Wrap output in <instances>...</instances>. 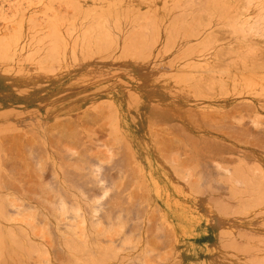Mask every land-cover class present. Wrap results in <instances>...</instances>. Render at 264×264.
Listing matches in <instances>:
<instances>
[{"label": "rangeland", "instance_id": "1", "mask_svg": "<svg viewBox=\"0 0 264 264\" xmlns=\"http://www.w3.org/2000/svg\"><path fill=\"white\" fill-rule=\"evenodd\" d=\"M263 7L0 0L1 264H194L201 201L264 202Z\"/></svg>", "mask_w": 264, "mask_h": 264}, {"label": "crops", "instance_id": "2", "mask_svg": "<svg viewBox=\"0 0 264 264\" xmlns=\"http://www.w3.org/2000/svg\"><path fill=\"white\" fill-rule=\"evenodd\" d=\"M256 201L215 213L201 201V224L181 232V237L187 239L185 254L195 249L194 264H210L211 250L216 247L219 255L225 257V264H264V202Z\"/></svg>", "mask_w": 264, "mask_h": 264}, {"label": "bare ground", "instance_id": "3", "mask_svg": "<svg viewBox=\"0 0 264 264\" xmlns=\"http://www.w3.org/2000/svg\"><path fill=\"white\" fill-rule=\"evenodd\" d=\"M247 1H248L249 4H251L252 1H258V2H260V4H262V6H263V3H264L262 0H261V1H262L263 3H261L260 0H247ZM246 3H247V2H246ZM212 5H213V4H212ZM263 9H264V7H263ZM109 14H110V13H109ZM113 14H114V13H113ZM85 16H86V15H85ZM85 16H84V17H85ZM102 16H103V15H102ZM110 16H111V15H110ZM175 16H176V15H175ZM190 16H191V15H190ZM98 17H99V14H98ZM91 18H92V17H91ZM101 18H102V17H101ZM114 18H115V17H114ZM172 18H173V17H172ZM92 19H94V18H92ZM107 19H108V18H107ZM115 19H116V18H115ZM174 19H175V18H174ZM183 19H184V18H183ZM185 19H186V18H185ZM190 19H191V18H190ZM254 19H255V18H254ZM188 20H189V19H188ZM92 21H94V20H92ZM113 21H114V20H113ZM190 22H191V21H190ZM114 24H115V23H114ZM254 24H255V26H256L258 29H259V27L261 26V25L258 23V18H257V20H254V23H252V25H254ZM119 25H120V24H119ZM259 25H260V26H259ZM102 26H103V24H102ZM109 28H110V27H109ZM113 28H115V27H113ZM254 28H255V27H254ZM261 28H262V26H261ZM80 29H81V28H80ZM101 30H102V29H101ZM113 30H114V29H113ZM80 31H82V30H80ZM83 31H84V30H83ZM92 31H94V30H92ZM92 31H90V32H92ZM116 31H117V30H116ZM77 32H78V31H77ZM85 32H86V33H89V32L87 31V29H86ZM99 32H100V30H99ZM176 32H177V31H176ZM92 33H93V32H92ZM54 35H55V32H54ZM79 35H84V34H83V32H82V33L79 34ZM171 35H172V33H171ZM174 36H175V35H173V37H174ZM181 36H182V35H181ZM56 37H57V36H56ZM79 37H81V36H79ZM84 37H86V36L84 35ZM116 37H117V36H116ZM175 37H176V36H175ZM54 38H55V36H54ZM76 39H77V37H76ZM98 39H99V38H97V40H98ZM175 39H176V38H175ZM79 40H82V39H79ZM93 40H94V38H93ZM95 40H96V39H95ZM95 40H94V42H95ZM97 40H96V41H97ZM72 41H73V40H72ZM78 42H80V41H78ZM87 42H88V41H86V43H87ZM89 42H90V41H89ZM99 42H100V41H99ZM76 43H77V42H76ZM76 43H73V44H76ZM90 43H91V42H90ZM93 45H94V44H93ZM116 45H117V43H116ZM84 46H85V45H84ZM95 46H98V45L95 44ZM75 47H76V45H75ZM92 47H93V46H92ZM109 47H110V46H109ZM78 48H79V47H78ZM102 48H103V47H102ZM102 48H101V49H102ZM95 49H96V47H95ZM98 49H99V48H98ZM102 50H103V49H102ZM100 51H101V50H100ZM102 53H103V52H102ZM173 56H174V55H173ZM174 57H175V56H174ZM172 58H173V57H172ZM182 59H184V58H182ZM174 61H175V60H174ZM180 61H181V60H180ZM166 66H167V65H166ZM180 67H181V66H180ZM182 68H183V66H182ZM172 71H173V70H172ZM172 77H173V75H172ZM179 78H180V77H179ZM181 78H182V77H181ZM181 78H180V79H181ZM177 79H178V78H177ZM168 93H169V92H168ZM180 94H181V93H180ZM172 95H173V94H172ZM180 96H181V95H180ZM257 119H259V117H258ZM240 151H242V150H240ZM257 167H258V165H257ZM257 167H256V168H257ZM191 168H192V167H191ZM243 168H244V167H242V169H243ZM254 168H255V167H254ZM249 169H250V168H249ZM258 169H259V168H258ZM225 170H226V169H225ZM259 170H260V169H259ZM235 171H236V170H235ZM243 171H244V170H243ZM252 171H253V169H252L249 173H252ZM256 171H258V170H256ZM236 172H237V171H236ZM262 172H263V171H262ZM240 173H241V171H240ZM242 173H243V172H242ZM245 174H246V173H245ZM262 174H263V173H262ZM227 175H228V174H227ZM235 175H236V174H235ZM249 175H250V174H249ZM263 175H264V174H263ZM236 176H237V175H236ZM260 177H261V176H260ZM235 178H236V177H235ZM244 178H245V176H244ZM251 178H252V177H251ZM256 178H257V177H256ZM263 178H264V177H263ZM263 178H262V179H263ZM242 179H243V178H242ZM247 179H248V178H247ZM249 179H250V178H249ZM228 180H229V179H228ZM238 180H239V179H238ZM243 180H246V179H243ZM255 180H256V179H254L253 181H255ZM258 180H260V179H258ZM240 181H242V180H240ZM248 181H249V180H248ZM233 182H234V181H233ZM249 182H251V181H249ZM262 182H263V181H262ZM225 183H226V181H225ZM241 183H242V182H241ZM263 183H264V182H263ZM256 184H258V183H256ZM250 185H251V184H250ZM253 185H254V184H252V186H253ZM261 185H263V184H261ZM229 186H230V185H229ZM252 186H251V187H252ZM246 187H247V186H246ZM240 188H241V187H240ZM258 188H259V187H258ZM258 188H256V189H258ZM251 189H252V188H251ZM254 189H255V188H254ZM260 189H262V188H260ZM249 190H250V189H249ZM239 191H241V190H239ZM253 191H254V190H253ZM198 192H199V191H198ZM262 195H264V194H262ZM259 197H260V196H259ZM73 199H74V198H73ZM261 199H262V198H261ZM257 200H258V199H257ZM263 201H264V200H263ZM256 202H257V201H256ZM258 204H259V201H258ZM78 210H79V209H78ZM34 213H35V212H34ZM92 216H93V215H92ZM30 218H31V216H30ZM81 218H82V217H81ZM21 219H22V218H21ZM83 219H84V218H83ZM30 220H31V219H30ZM54 220H55V219H54ZM21 221H22V220H21ZM55 221H56V220H55ZM82 221H83V220H82ZM32 222H34V221H32ZM84 222H85V220H84ZM89 223H90V222H89ZM20 224H21V223H20ZM90 224H91V223H90ZM23 225H24V224H23ZM27 225H28V224H27ZM64 225H65V224H64ZM87 225H88V224H87ZM91 226H92V225H91ZM25 227H26V226H25ZM30 227H31V226H30ZM92 227H93V226H92ZM18 228H19V227H18ZM93 228H94V227H93ZM13 229H14V228H13ZM82 229H84V228H82ZM87 229H88V228H87ZM89 229L91 230V228H89ZM10 230H12V229H9V231H10ZM14 230H15V229H14ZM37 230H38V229H37ZM92 231H94V230H92ZM1 232H2V231H1ZM5 232H6V231H5ZM11 232H12V231H11ZM88 232H89V231H88ZM88 232H87V233H88ZM6 233H8V232H6ZM19 233H20V232H19ZM1 234H2V233H1ZM4 234H5V233H4ZM12 234H13V233H12ZM84 234H85V233H84ZM7 235H8V234H7ZM13 235H14V234H13ZM19 235H20V234H19ZM21 235H22V234H21ZM94 235H95V234H94ZM15 236H16V235H14V237H15ZM31 236H32V235H31ZM74 236H76L75 232H74ZM91 236H93V235L91 234ZM17 237H19V236L17 235L15 238H17ZM10 238H11V237H9V239H10ZM19 238H20V237H19ZM75 238H76V237H75ZM75 238H74V239H75ZM0 239H1V238H0ZM36 239H37V238H36ZM66 239H67V238H66ZM84 239H85V238H84ZM93 239H94V238H93ZM16 240H17V239H16ZM16 240L14 239V242H16ZM27 240H28V239H27ZM76 240H77V238H76ZM87 240H89L88 237H87ZM91 240H92V239H91ZM0 241H1V240H0ZM10 241H12V240H10ZM62 241H63V240H62ZM66 241H68V240H66ZM78 241H79V240H78ZM78 241H77V242H78ZM82 241H83V239H82ZM83 242H84V241H83ZM91 242H92V241H91ZM0 243H2V242H0ZM3 243H4V242H3ZM11 243H12V242H11ZM34 243H35V242H34ZM74 243H76V241H75ZM80 243H81V242H80ZM88 243L90 244V242H88ZM14 244H15V243H14ZM16 244H18V242H16ZM16 244H15V246H13V247L17 248L19 245H21V243L19 242V245H17V247H16ZM25 244H27V243H25ZM72 244H73V243H72ZM85 244H86V243H85ZM44 245H45V244H44ZM44 245H43V246H44ZM63 245H64V244H63ZM73 245H74V244H73ZM78 245H79V243H78ZM78 245H77V246H78ZM82 245H83V244H82ZM82 245H81V247H82ZM91 245H92V244H91ZM0 246H3V245L1 244ZM23 246H24V245H23ZM39 246H40V244H39ZM45 246H46V245H45ZM71 246H72V245H71ZM86 246H87V245H86ZM86 246H84V247H86ZM88 246H89V245H88ZM94 246H95V245H94ZM96 246L99 247V245H96ZM4 247H5V245H4ZM7 247H8V246H6V248H7ZM21 247H22V246H21ZM29 247H31V246H29ZM29 247H28V248H29ZM36 247H37V246H36ZM74 247H76V246H74ZM2 248H3V247H2ZM18 248L20 249V247H18ZM18 248H17V250L21 252V250H19ZM31 248H32V247H31ZM38 248H39V247H38ZM67 248L70 249V247H67ZM77 248H78V247H77ZM79 248H80V247H79ZM86 248H87V247H86ZM89 248L91 249V247H89ZM89 248H88V250H89ZM92 248L95 249L94 247H92ZM96 248H97V247H96ZM22 249H24V248H22ZM49 249H50V248H49ZM63 249H64V248H63ZM82 249H83V248H82ZM98 249H99V248H98ZM100 249H102V248H100ZM2 250H3V249H2ZM2 250H0L1 253L3 252ZM29 250H30V248H29ZM34 250H35V249H34ZM39 250H40V249H39ZM41 250H42V249H41ZM70 250L73 251V249H70ZM70 250H69L68 252H70ZM75 250L77 251V249H75ZM80 250H81V249H80ZM91 250H92V249H91ZM12 251H13V250H12ZM45 251H46V253H47V249H45ZM84 251H85V248H84ZM84 251L82 250L81 252H84ZM95 251H96V250H95ZM98 251H99V250H98ZM4 252H5V250H4ZM4 252H3V254H4ZM10 252H11V250H10ZM10 252H9V253H10ZM29 252H30V251H29ZM41 252H42V251H41ZM43 252H44V251H43ZM81 252L79 251V254H80ZM86 252H87V251H86ZM88 252H89V251H88ZM91 252H92V251H91ZM6 253H7V252H5V254H6ZM27 253H28V252H27ZM32 253H33V252H32ZM75 253H76V252H75ZM75 253H74V254H75ZM92 253H93V252H92ZM97 253H98V252H97ZM97 253L95 252V254H97ZM10 254H11V253H10ZM25 254H26V253H25ZM41 254H42V253H41ZM47 254H48V253H47ZM47 254H46V255H47ZM79 254H78V255H79ZM84 254H85V253H83L82 255H83L84 257H86L87 255H84ZM6 255L9 256L8 253H7ZM6 255H5V256H6ZM33 255H34V254H33ZM82 255H81L80 257H83ZM0 256H1V255H0ZM15 256H16V255H15ZM37 256H38V253H37ZM42 256H43V255H42ZM47 256H48V255H47ZM47 256H46V257H47ZM98 256H99V254H98ZM98 256L96 255V258H97ZM9 257L11 258V256H9ZM28 257H29V256H28ZM73 257H74V256H73ZM80 257H79V259H80ZM88 257H91V258H90V261H91V260L93 261L94 259H96V258L92 259V257H94V256H89V255H88ZM2 258L5 259L4 257H2ZM10 258H9V259H10ZM14 258H16V257H14ZM47 258H49V257H47ZM74 258H76V257H74ZM19 259H20V258H19ZM37 259H38V258H37ZM41 259H42V257H41ZM43 259H44V258H43ZM81 259H82V258H81ZM81 259H80V260H81ZM83 259L85 260V258H83ZM83 259H82V260H83ZM11 260H12V259H11ZM14 260H15V259H14ZM14 260H13V261H14ZM45 260H46V259H45ZM97 260H98V259H97ZM2 261H3V260H2ZM28 261H29V260H28ZM76 261H77V260H76ZM87 261H89V260L87 259ZM87 261L85 260L84 263H85V264H86V263H91V262H87ZM99 261H100V260H99ZM14 262H16V261H14ZM14 262H12V263H14ZM43 262H44V261H43ZM48 262H50V261H48ZM73 262H74V259H73ZM94 262H96V260H95ZM101 262H102V261H101ZM46 263H47V262H46ZM51 263H52V262H51ZM69 263H70V262H69ZM76 263H77V262H76ZM76 263H75V264H76ZM78 263H79V262H78ZM78 263H77V264H78ZM82 263H83V262H82ZM0 264H1V260H0ZM4 264H5V263H4ZM7 264H8V263H7ZM18 264H19V263H18ZM66 264H67V263H66ZM80 264H81V263H80ZM91 264H92V263H91ZM98 264H100V263H98Z\"/></svg>", "mask_w": 264, "mask_h": 264}]
</instances>
